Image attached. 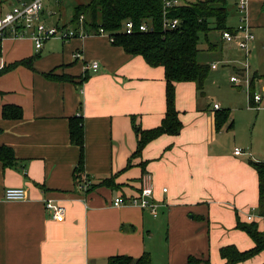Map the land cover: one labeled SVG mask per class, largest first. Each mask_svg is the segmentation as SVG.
I'll list each match as a JSON object with an SVG mask.
<instances>
[{"label":"crops","instance_id":"0c3cea01","mask_svg":"<svg viewBox=\"0 0 264 264\" xmlns=\"http://www.w3.org/2000/svg\"><path fill=\"white\" fill-rule=\"evenodd\" d=\"M28 1L0 0V16ZM263 1L248 3L251 44L254 29L264 27ZM233 8L237 25L227 26L235 29V0ZM44 9L42 21L68 27L60 14L49 13L54 21L48 22ZM213 33L212 50L201 48L208 53L201 59L210 65L211 79L219 64L233 62L232 51H241ZM22 60L29 64L0 73V147L10 148L16 159L12 166L0 162V264H107L113 256L137 259L144 253L152 264H185L188 256L225 264L221 247L245 251L254 246L235 229L237 218L247 223L246 214L257 211L258 179L248 164L252 153L246 149L248 155L236 156L237 148L231 151L234 121L230 109L206 90L207 79L201 94L193 82L175 83L180 133L161 135L134 155L132 118L149 130L165 114L163 67L127 55L104 35L48 41L39 51L28 38L0 43V71ZM92 62H97L96 70ZM50 74L59 79L45 77ZM8 105L21 108L20 120L2 118V107ZM225 109L229 119L216 130L215 113ZM79 117L84 130L82 175L96 186L86 192L75 185L80 151L69 140V120ZM146 172L153 180L156 217L137 206H113L116 196L137 195ZM104 180L113 187L99 185ZM7 188H23L27 198L5 201ZM47 201L64 207L63 221L52 219ZM263 262L261 252L239 264Z\"/></svg>","mask_w":264,"mask_h":264},{"label":"trees","instance_id":"16d2710c","mask_svg":"<svg viewBox=\"0 0 264 264\" xmlns=\"http://www.w3.org/2000/svg\"><path fill=\"white\" fill-rule=\"evenodd\" d=\"M165 1L173 0H90L86 4H77L73 8L70 23L74 29L78 28L79 18H83V25L88 30L102 28L113 38L111 44L121 48L127 55L141 56L151 67H163L165 76V114L159 126L149 130H142L134 123L137 145L134 155H140L144 147L161 135L176 136L182 129L179 113L175 108V83L193 82L196 90L201 94L205 80L210 71V65L200 59L203 49L199 47L201 37L206 42V51L214 47L209 40L212 31L221 32L233 28L227 26L228 8L227 0H179L180 4L164 7ZM264 16V1L260 7ZM178 20V26L173 30L163 29V18ZM130 20L135 29L145 23L148 25L146 32L134 30L132 34H123L120 28L123 22ZM29 64L22 60L6 67L0 73L8 71L19 65ZM48 79H59L53 75H45ZM87 78H82V83ZM1 116L4 119L20 120L21 108L13 105L3 106ZM229 119V111L221 110L215 113V128L219 130ZM230 122L228 129H232ZM69 140L80 151L77 167L74 170L75 185L83 175V144L84 130L81 118L69 120ZM13 151L8 147H0V162L5 166L15 164ZM248 164L257 174L258 202L257 212L264 215V162L248 161ZM113 187L110 180L101 184ZM96 186H91L90 189ZM235 229L247 234L254 246L245 251H240L234 245H226L219 249V256L225 264L243 263L259 253H264V230L253 223H243L238 218ZM209 264V259L188 256L185 264ZM107 264H152L148 253L137 259L128 256H113L108 258ZM264 264V262L262 263Z\"/></svg>","mask_w":264,"mask_h":264},{"label":"built area","instance_id":"2783aa9c","mask_svg":"<svg viewBox=\"0 0 264 264\" xmlns=\"http://www.w3.org/2000/svg\"><path fill=\"white\" fill-rule=\"evenodd\" d=\"M45 1L48 0H29L28 2L19 3L12 6L7 12L0 16V43L7 38L11 39H30L35 47L36 51H39L44 43L51 39H59L62 42H68L73 38H84L91 35H104L107 36L111 41L113 38L108 32L102 28L97 30L86 29L83 25V18H79L78 28L66 27V26H57L48 24L40 19L41 14L44 9ZM55 2L61 0H54ZM249 0H235V6L237 13L239 15V24L230 32L228 30H223L220 33L221 39L226 43H234L236 46L243 51L245 58L250 53V44L254 40V35L250 30V26L247 23V9H248ZM180 4L179 0L165 1L164 7L169 8L172 5ZM178 20H169L166 17L163 18V29L164 30H173L178 26ZM148 25L145 23L140 24L137 29L133 22L127 20L123 22L120 32L123 34H132L134 30L140 32H146L148 30ZM80 54L77 52L74 54L75 58H78ZM90 67L93 70L98 68L97 62H92ZM215 68V66H212ZM241 77L245 78L246 86L249 87V78L246 76V67L242 70ZM231 84H237L239 78L232 76L230 78ZM262 97L260 95L249 94V103L251 108L259 109V103L261 102ZM214 109H218L217 104L213 105ZM234 154L236 156L248 155V151L242 149H235ZM91 181L87 177L83 176L79 183L76 184L77 188L81 191H87L91 188ZM153 180L149 173H143L139 181V190L137 195L130 197L128 199L123 198L122 196H116L113 199V206L129 205L137 206L141 210H147L149 213L156 217L157 205L153 202ZM166 189H163L165 192ZM3 198L5 201H23L27 198V193L23 188H7L4 191ZM45 209L51 213L53 220L57 222L63 221L64 217V207L54 204L47 201L45 203ZM247 223L256 224L260 229L264 228V215L256 212L247 213L245 216ZM264 230V229H263Z\"/></svg>","mask_w":264,"mask_h":264},{"label":"rangeland","instance_id":"374dc122","mask_svg":"<svg viewBox=\"0 0 264 264\" xmlns=\"http://www.w3.org/2000/svg\"><path fill=\"white\" fill-rule=\"evenodd\" d=\"M89 1L61 0V2L59 1L60 4H56L53 0L50 2L46 1L44 9L45 19L48 22H53L54 20L49 17V13H54L58 16L60 14L62 23L65 22L70 27L74 6L86 4ZM185 1L191 2L193 0ZM227 8L229 12L227 23L231 26L237 25L234 18L233 0H227ZM257 14L254 11L253 16L255 19H257ZM213 32L215 31L210 32L209 35ZM254 33L256 40L250 44L251 53L245 58L244 53L238 49L232 51L233 62L229 64L230 66L219 64L213 79H211L212 74L209 73L206 78V90H208L214 101H221L225 108L230 109L231 118L234 121V129L230 137V143H232L231 151L234 150V147L237 149H249L250 151H247L252 153V159L247 158L251 161L259 160L264 162V27L254 29ZM48 41L62 42L59 39ZM205 45L204 37H201L199 47L204 48ZM200 54L203 57L204 54L208 53L202 51ZM245 67L247 79L249 78V87L246 86L245 78L239 75V71L244 70ZM232 76L239 78L237 84L230 83ZM249 94L262 96V101L258 105L259 109L251 108ZM252 212H255V210H252Z\"/></svg>","mask_w":264,"mask_h":264}]
</instances>
